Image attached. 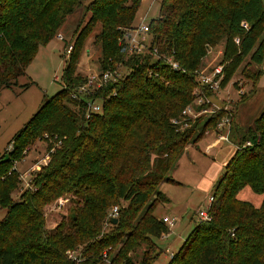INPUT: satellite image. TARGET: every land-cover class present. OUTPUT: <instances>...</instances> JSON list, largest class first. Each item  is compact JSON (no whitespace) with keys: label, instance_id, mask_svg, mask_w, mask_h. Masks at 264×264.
Masks as SVG:
<instances>
[{"label":"trees","instance_id":"1","mask_svg":"<svg viewBox=\"0 0 264 264\" xmlns=\"http://www.w3.org/2000/svg\"><path fill=\"white\" fill-rule=\"evenodd\" d=\"M81 1L0 0V89L25 74L38 47ZM140 4L92 0L86 5L90 20L71 43L60 78L63 87L44 101L13 136L10 151L0 156V207L6 209L0 219V264H135L142 244L146 249L138 264H152L162 251L157 240L168 227L153 214L157 202L151 195L170 201L158 186L177 183L170 173L186 146L227 115L219 110L206 119L200 116L184 129L173 123L195 99L203 59L224 44L221 88L238 73L254 87L262 77L263 69L251 68L264 64V0H162L148 32L161 51H174L186 72L161 64L157 76L146 74V61L126 57L121 41ZM97 23L101 29L94 44L100 48V70L123 63L128 72L94 94L103 100L102 111L85 118L84 103L70 93L86 80L76 65ZM234 86L239 87L238 81ZM204 91L208 97L214 94ZM230 134L237 149L214 185L210 219L198 222L166 264H264V112L254 128L242 134L235 123ZM45 135L48 161L13 201L20 182L13 161L34 138ZM247 187L263 196L260 206L240 198ZM64 192L75 195L73 205L47 230L40 210ZM120 200L127 205L112 224L108 209ZM104 223L112 226L108 232L102 230ZM71 249L78 250L74 256L65 254Z\"/></svg>","mask_w":264,"mask_h":264},{"label":"rangeland","instance_id":"2","mask_svg":"<svg viewBox=\"0 0 264 264\" xmlns=\"http://www.w3.org/2000/svg\"><path fill=\"white\" fill-rule=\"evenodd\" d=\"M91 1L82 0L74 11L66 16L56 34L45 45L38 47L36 54L25 69V74L18 77L17 82L11 87L0 89V156H6L5 151H10L12 148L11 140L13 136L29 121L44 101L63 87V82L60 78L67 60L68 54L66 50L72 41H74L78 32L90 20L89 11H86L85 7ZM147 2V0H142L137 18L146 9ZM157 13L158 7L155 5L154 10L150 13V17L156 16ZM100 29L101 25L97 23L88 33L80 51L76 72L82 77L88 78L101 71L100 48L94 44V36ZM57 35H60L61 39H58ZM223 50L224 44H219L211 48L208 55L202 61L199 71L200 75L198 77L199 85L194 89L196 91L198 89H213L214 94L209 97L210 102L196 105L197 107L209 109L207 112L200 114L203 119H206L212 114V109H216L215 105L222 107L223 111L228 112L227 110H229L232 113L230 124L236 123L239 132L244 134L250 128L255 127L256 120L264 112V75L260 78L256 87L253 86L251 80L239 73L225 88L211 87V84L208 85L201 75L210 77L213 80L219 79V76H215V68L219 67L223 57ZM257 69L264 70V64L262 66L254 65L251 68V70ZM56 79L59 80L56 81ZM237 81L239 83L238 88L234 86V82ZM212 84H214V81ZM211 103H213V106ZM228 130L229 123H225V121L224 125L218 124L216 128H210V134L204 135L199 141L202 151L197 147L196 143V149H192L194 143L186 146L185 151L186 149L187 151L192 149L190 154L184 155L170 173L177 181L182 183L163 182L157 188L170 201L163 203L161 202V196L151 195L150 200L157 202L153 214L158 219H162L165 215H170L171 218L176 219L175 227L168 228L166 232V235L172 234L173 232L172 236L162 240L163 244L157 241L161 245L162 251L152 264H166L174 253L179 252L187 239L186 237L189 236L194 226L201 220L199 211L207 205L206 200L213 194L215 183L223 175L228 160L237 149V144L235 145L233 143L237 139L234 140L235 137H232L230 132L228 135ZM214 131L219 133L218 136L224 134L229 140L223 141L218 147L211 146L209 141L213 139L215 135ZM44 139H46V135L42 139L34 138L25 147L22 156L13 161L20 175L19 189L13 193V201L18 200L20 193L30 185L31 179L42 167L41 164L44 161H48V138L46 139L47 142ZM49 142H51L50 139ZM221 145L223 146L221 147ZM54 146H57V144ZM240 196L242 199L253 202L256 206L261 204L263 198L262 195L254 193L249 187L245 188L240 193ZM73 197H75L74 194L64 192L56 195L49 203L41 208L40 212L45 229L53 230L67 216L73 205ZM126 205L127 202L120 200L118 204L109 207L108 214L112 207L118 206L120 209ZM201 206L203 207L200 208ZM5 214L6 209L0 207V219ZM195 220L197 221L196 225ZM111 227L110 224L104 223L102 230L108 232ZM170 243L172 247H168ZM167 247L171 250L168 253L165 252ZM145 249V244H142L136 249V255L134 256L135 264H138L142 252ZM77 251L76 249L66 250L65 254L67 253L69 255V252H72L74 256L73 253H77ZM156 251H158V248H156Z\"/></svg>","mask_w":264,"mask_h":264},{"label":"built area","instance_id":"3","mask_svg":"<svg viewBox=\"0 0 264 264\" xmlns=\"http://www.w3.org/2000/svg\"><path fill=\"white\" fill-rule=\"evenodd\" d=\"M147 1L148 2L146 4V9L138 16V18H137V13H138L137 11L135 16V20L137 19V21L135 22L134 20L131 27L126 28L123 31L121 41L127 49L126 57L132 55L137 56L139 64L145 63L146 61L147 64L145 67V72L149 76H157L158 75L157 69L160 68L161 64L171 67V69L174 71H181L185 73L186 69L180 64L178 60H176L174 51L172 53L161 51L157 46L156 42H154L152 35L148 32L149 30L148 23L149 20L151 19L150 13L154 10V6L158 5L162 0H147ZM57 38L61 39L60 35H57ZM71 49H72V45H69L66 50V53L68 54L71 51ZM127 72H128V66H126V64L124 65L123 63H118L116 69L101 70L98 74H93L88 78H86L84 82L79 84L77 87L74 88V90L71 91L70 96L74 101L84 103L85 118H88L93 113H100L102 111L103 100L101 97L94 96V94L99 89L105 87L106 84L111 82L113 83L117 82ZM221 72H222V66L219 65V67L215 68V76L220 75ZM201 76H203L202 77L203 80L206 83H208V85L211 84V87L213 88L220 87L221 77H219V79L217 80H213L210 77H205L204 75ZM213 81L214 84H212ZM207 102L210 101H209V97L205 94L204 89H198L197 91L195 90L194 101L182 111V114L179 118L173 119V123L179 125L180 129L189 127L191 123L194 122L195 119H197L200 116L201 113L207 112L209 110L206 108L197 109L198 108L197 105L198 104L200 105L202 103L205 104ZM211 104L213 106V103ZM215 108L216 109H212L213 110L211 111L212 113L222 110V107L217 105H215ZM227 111L228 112L226 118L223 117L222 119L223 121H221L219 125L220 124L224 125V121L225 123H229V130H228V135H229L232 113L229 110ZM219 137L225 140H229V138L224 134H220ZM250 144L252 143L248 142V145ZM213 201H214V196L210 195L208 198V203L205 206V208L199 211V216L201 217V220L210 219L209 207L211 206ZM118 211H119L118 206L112 207V209L110 210L107 216L108 221L110 217L117 218ZM162 221L168 228H173L176 224L175 218L163 217ZM69 256H72V253L69 252Z\"/></svg>","mask_w":264,"mask_h":264},{"label":"crops","instance_id":"4","mask_svg":"<svg viewBox=\"0 0 264 264\" xmlns=\"http://www.w3.org/2000/svg\"><path fill=\"white\" fill-rule=\"evenodd\" d=\"M263 75H264V74H263ZM263 75H262V77H263ZM262 77H261V78H262ZM239 92H241V91H239ZM206 133H207V134H205V135H209V134H210V133H209V130H208ZM214 134H215V135H214L213 139L211 138L212 140L209 141V144H211V146H213V147H218L223 141H224V142H225V141H228V140H224V139L220 138V137L218 136L219 133H217V132H215V131H214ZM199 141H200V140H199ZM199 141H198L196 144H197V147L200 149V145H199L200 142H199ZM233 143H235V145H236V142H233ZM192 144H193V143H192ZM196 144L194 143V146H193L192 149L195 148ZM190 145H191V144H190ZM223 145H224V144H223ZM223 145H221V147H222ZM190 148H191V147H190ZM236 148H237V146H236ZM192 149H191V150H192ZM195 149H196V148H195ZM191 150H190V151H189V150L187 151V149H186V151L184 152L183 156L186 155V154L189 155L190 152H191ZM200 150H201V149H200ZM201 151H202V150H201ZM203 152H205V151H203ZM235 152H236V150H235ZM235 152H234V154H235ZM234 154H233V155H234ZM183 156L181 157V159L183 158ZM231 158H232V157H231ZM231 158H230V159H231ZM181 159H180V160H181ZM230 159H229V160H230ZM229 160H228V162H229ZM179 162H180V161H179ZM228 162H227V163H228ZM43 164H46V161H44V163H42L41 165H43ZM174 179H175V178H174ZM175 180H176V179H175ZM176 181H177V180H176ZM177 182H178V183H182V182H180V181H177ZM215 182H216V181H215ZM160 185H161V184H160ZM239 196H240V195H239ZM240 197H241V196H240ZM262 200H263V198H262ZM206 202L208 203V200H206ZM261 202H262V201H261ZM204 203H205V201H204ZM258 206H260V205H258ZM202 207H203V206H201L200 208H202ZM197 213H198V210H197ZM163 217L171 218L170 215H165V216H163ZM163 217H162V218H163ZM196 223H197V221L195 220V225H196ZM174 227H175V226H174ZM194 227H195V226H194ZM172 234H173V232H172ZM172 234H167V235L164 234V235H162L157 241H159L160 243H162V240H164L165 238L168 239V237L172 236ZM166 236H167V237H166ZM187 237H188V236H187ZM187 237H186V238H187ZM162 244H163V243H162ZM168 247H172L171 243L168 244ZM168 247L165 249V252H167V253H168V251H171L170 248H168ZM173 255H174V254H173ZM167 260H168V259H167ZM167 260H166V261H167Z\"/></svg>","mask_w":264,"mask_h":264},{"label":"water","instance_id":"5","mask_svg":"<svg viewBox=\"0 0 264 264\" xmlns=\"http://www.w3.org/2000/svg\"><path fill=\"white\" fill-rule=\"evenodd\" d=\"M109 222L112 223V224H115L117 222V218L115 217H110L109 218Z\"/></svg>","mask_w":264,"mask_h":264}]
</instances>
